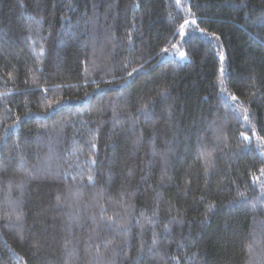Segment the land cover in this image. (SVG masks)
Instances as JSON below:
<instances>
[{
	"label": "trees",
	"instance_id": "trees-1",
	"mask_svg": "<svg viewBox=\"0 0 264 264\" xmlns=\"http://www.w3.org/2000/svg\"><path fill=\"white\" fill-rule=\"evenodd\" d=\"M193 18L221 36L223 77L215 55L220 49L207 44L208 37L191 28L179 36V24ZM129 29L134 38L142 36L135 48L127 43ZM172 43L187 60L174 55ZM149 57L154 71L131 83L127 106L128 90L121 96L102 81H119ZM166 89L171 96L156 104L149 122L138 117L135 133L127 122L113 129L114 112L123 108L122 116H135ZM233 94L237 106L229 110ZM56 100L64 103L49 111ZM17 116L22 121L0 142V264H95L89 244L94 251L101 241L121 240L92 221L101 205L117 226L132 216L128 243L110 264H132L128 257L134 264H264V178L252 180L264 166L257 139L264 137V0H181L179 7L176 0H0V134ZM154 136L158 152L173 153L172 179L158 191L162 163L152 156ZM202 146L212 152L207 175L197 159ZM92 159L97 182L88 186L94 169L85 161ZM142 167L145 175L151 172L146 183H140ZM129 169L134 176H127ZM154 212L155 222L146 224ZM70 213L79 221L73 223ZM153 233L160 242L149 252Z\"/></svg>",
	"mask_w": 264,
	"mask_h": 264
},
{
	"label": "snow or ice",
	"instance_id": "snow-or-ice-1",
	"mask_svg": "<svg viewBox=\"0 0 264 264\" xmlns=\"http://www.w3.org/2000/svg\"><path fill=\"white\" fill-rule=\"evenodd\" d=\"M176 5L179 7L181 6V0H176ZM68 7L70 8L71 5L69 4ZM189 12H191V9H189ZM63 20H67V17H63ZM135 22H133L132 24V28H135ZM191 28V30L193 31H197L199 33H201L202 35L208 37V39L206 40V43L209 45H215L217 48H219L220 50L215 53L216 56H218V59L220 61V69L219 72L221 74V76L223 77L224 75V64L226 62V55L225 52L223 50L222 45L219 43L221 41V36L216 33V32H208L205 28H200L198 26V21L197 19L193 18V19H184L182 23L179 24V36L183 39L186 37L187 34V30ZM127 35V43L128 45L131 46V48H135L136 46V40L137 39H142V36H137L134 38L133 32L131 29H129L126 33ZM175 35V34H174ZM185 42H187L185 40ZM172 50H175L176 52H178L179 55V59L181 61L187 60L188 59V53L184 50L181 49L179 43H172L170 45ZM169 49L168 48H163L161 49V53H168ZM141 57L144 55L143 52L140 53ZM159 66V61H157V65ZM128 64H124L123 65V69H127ZM151 71H154V68L152 66V57H149L148 59L143 60L142 63H139L137 65V67L132 68L131 71H128L126 73V75L122 76L119 81H117L115 78L111 79V80H106V81H102L103 84L109 86L110 88H113L114 90H117L121 96L123 95V93L125 92V90H128V94H127V99H126V105L127 106H131L132 101H133V91H131V83L135 82V79L137 77L140 76H149L151 74ZM9 78L11 79V74H9ZM131 81V82H130ZM223 79L220 80V84H223ZM35 83V81H34ZM100 88V84H97L96 88L93 91H97ZM85 97H87L88 95H90V93H85L84 94ZM171 96V91L169 89H166L164 91H158L157 92V96L154 97L152 100L147 101V103L142 104L139 108L135 109V116L132 113H127V115L122 116L121 113H123L125 111V109H121L120 112H114V122H113V129L117 130V129H123L124 128V124L127 122L129 124V128L128 130L132 133L136 132V129L138 127V125L140 124V120L138 119V117H143L144 118V122L147 123L149 122L152 118H153V114H154V109L156 104H161L164 101H166L169 97ZM230 100L233 102V104L229 105V110H231L232 108L236 107L237 105L235 104V102L238 100V97L233 94L230 97ZM175 99L172 105H169V119H172V112L171 109L174 108L175 106ZM64 103L63 100H56L53 101L52 103H50L49 105H47V109L49 111L53 110L54 108L59 107L60 104ZM109 106L113 105L112 101H109ZM244 112V121L247 122L249 119V112L248 109L245 108L243 109ZM30 113L29 112H25L24 116H28ZM43 115H47V112L43 113ZM23 117L21 116H17L15 118V120H13V122L11 124H5L3 126V134H0V142L5 141V137L9 134V132L12 129H16L18 124L22 121ZM171 127H176L175 123H173L171 125ZM193 126H189V128L191 129ZM177 133L179 134V132L181 131L180 128H176ZM198 135V133H197ZM252 135L255 136L256 132H255V128H253L252 130ZM240 136L243 138L244 141H249L248 145H245V148H250L251 144H250V137L248 135H246L245 132H240ZM157 139L156 136H154L152 138V141H150L151 143H153V150H152V156H157L159 155L161 157V163H162V168H161V178L159 183L156 186V191H158L159 187L163 186L165 181H171V177L167 175L168 172V157L170 155H172L173 153H171V151L169 152H158L154 146V141ZM177 139H179V136H177ZM185 139H188V137H185ZM257 139L259 141H261L260 145L258 146V150H261L262 152H264V137H257ZM143 141V133L141 132L140 136L135 140V145L138 147ZM166 144H168V141H165ZM91 149H96L97 145L96 143H91L90 145ZM198 160L202 159L204 161V163L206 164V175L208 174V169L211 168L212 166V152L207 151L206 146H202V150L200 151V153L198 154L197 157ZM20 162L23 163V157H20ZM85 163H90L92 168L94 169L92 172H90L88 174L87 177V182H88V186H92L94 185L97 180V171L96 166H97V159H92L91 161H85ZM146 167L148 169H153L154 167V163L153 161H148ZM141 171V176H140V183H146L147 180L150 178L151 172H149L147 175L144 174V169L143 167L140 169ZM135 171L134 169H129V171L127 172V176L128 177H132L134 176ZM29 178H31V174L29 173ZM262 178H264V166H261L260 168V176L257 177L255 174H253L252 176V180L253 183H257L258 181H260ZM73 179L75 180V177H73ZM83 180H81V187H83ZM18 187H20L21 189L24 187L23 184L18 185ZM260 187L262 190H264V183H260ZM105 194V192H101L99 195L103 196ZM126 195L125 193L121 194V200H123L124 196ZM244 193H238V197H244ZM158 200V197H157ZM63 202L61 201L60 197H57V206H60ZM231 203V202H230ZM84 210H87L88 205L85 204L84 206ZM131 207H133L132 205H129L128 208L125 209V211H128ZM101 209V213L100 215L97 216H93L91 217L92 221L94 223H96L97 227L99 228H104L105 226H107L108 231H112L113 229L119 233L121 235V240L119 243H116L115 241H108L107 243H103V241H101L100 244H98L95 248L94 251H91V244L88 245V248H86V251L89 252V255L91 257V259L95 262V264H110V261L114 260V258L123 250V247L128 243V239H129V231H130V227H131V221H132V216L129 213V217L128 219H126L124 222L119 223V225L117 226V219L115 218V215L113 216H105L104 212L107 211L106 207L104 205L100 206ZM70 216V220L73 223H76L79 221V217L78 216H74V214H69ZM140 216L143 217L144 213L141 212ZM155 216L156 213L154 212L152 217L146 218V224L151 225L155 222ZM20 217H17V219H19ZM171 221L177 222L179 223L180 221L177 220L176 217H172ZM135 223L138 226L140 225V220L136 219ZM203 223V221L201 222ZM143 227V226H141ZM168 230V225H165V231ZM94 237L90 236L88 239L89 241H91ZM95 238L99 239V234H96ZM159 237L157 236L156 233H153V239H152V247L148 249L149 252L152 251V248H155L158 244H159ZM101 248H103V251H101ZM66 252H67V247H66ZM144 252V246L143 244L141 245V250L140 252L137 253V257L139 255H141ZM67 255H69L70 257L73 255L72 252H67ZM127 259H129L130 262H132V264H134L135 261V257H128ZM170 259H175V258H170Z\"/></svg>",
	"mask_w": 264,
	"mask_h": 264
},
{
	"label": "rangeland",
	"instance_id": "rangeland-1",
	"mask_svg": "<svg viewBox=\"0 0 264 264\" xmlns=\"http://www.w3.org/2000/svg\"><path fill=\"white\" fill-rule=\"evenodd\" d=\"M171 55H172V53H170V54H167V55H165L166 57H171ZM176 57H178L179 58V55H178V53H176V54H174Z\"/></svg>",
	"mask_w": 264,
	"mask_h": 264
}]
</instances>
